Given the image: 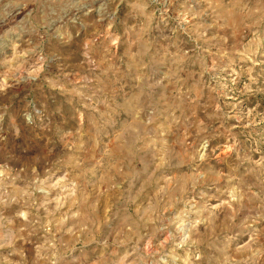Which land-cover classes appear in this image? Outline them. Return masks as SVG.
Segmentation results:
<instances>
[{
	"label": "rangeland",
	"instance_id": "1",
	"mask_svg": "<svg viewBox=\"0 0 264 264\" xmlns=\"http://www.w3.org/2000/svg\"><path fill=\"white\" fill-rule=\"evenodd\" d=\"M0 264H264V0H0Z\"/></svg>",
	"mask_w": 264,
	"mask_h": 264
}]
</instances>
